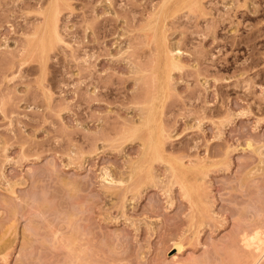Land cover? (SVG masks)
Masks as SVG:
<instances>
[{
	"label": "rangeland",
	"instance_id": "1",
	"mask_svg": "<svg viewBox=\"0 0 264 264\" xmlns=\"http://www.w3.org/2000/svg\"><path fill=\"white\" fill-rule=\"evenodd\" d=\"M49 2L0 0V264H254L264 0H60L41 58Z\"/></svg>",
	"mask_w": 264,
	"mask_h": 264
},
{
	"label": "bare ground",
	"instance_id": "2",
	"mask_svg": "<svg viewBox=\"0 0 264 264\" xmlns=\"http://www.w3.org/2000/svg\"><path fill=\"white\" fill-rule=\"evenodd\" d=\"M50 2H49V4H48V6L47 7H45V8H43V10L42 11H40L43 15H44V20H42V22L41 23H39V24H37L36 25V27L34 28V30H33V32L28 36V43H27V47L29 48V52H31L32 54H37V55H39L41 58H43V57H45V55L47 54V52H48V50L49 49H51V48H53V45H54V38H58V37H60L59 36V33H58V19L60 18L61 19V16L58 18V15H59V13H60V11H61V9H60V7H61V2H60V0H49ZM63 1V0H62ZM149 1V0H148ZM173 1V0H172ZM184 2V1H183ZM201 2V1H200ZM65 3V2H64ZM162 3V2H161ZM160 3V4H161ZM168 3V2H167ZM182 3V2H181ZM99 4V3H98ZM165 4V3H164ZM200 4V3H199ZM199 4H198V6H199ZM203 5V4H202ZM67 6V5H66ZM201 6V5H200ZM70 7V6H69ZM168 7V6H167ZM180 8H181V6H180ZM197 9V8H196ZM202 9V8H201ZM165 10V9H164ZM177 10H179V9H177ZM185 10V9H184ZM206 10V9H205ZM173 11V10H172ZM152 13H153V11H152ZM156 13V12H155ZM171 13V12H170ZM165 14V13H164ZM175 14H177L176 12H175ZM163 16V15H162ZM156 17V16H155ZM161 17V16H160ZM167 17V16H166ZM163 18H164V16H163ZM150 19V18H149ZM162 20V19H161ZM161 22V21H160ZM163 23V22H162ZM168 23V22H167ZM60 25V24H59ZM159 25V24H158ZM169 25V24H168ZM155 25H153L152 27H154ZM163 26H164V24H163ZM90 27V26H89ZM149 28H151V27H149ZM61 30V29H60ZM166 30V29H165ZM163 33V32H162ZM159 34V33H158ZM165 36H166V34H164ZM167 37H168V35H167ZM161 38V37H160ZM166 38V37H165ZM169 38V37H168ZM154 39V38H153ZM152 39V40H153ZM57 40V39H56ZM155 41V40H154ZM56 42V41H55ZM168 42V41H167ZM151 43H153V42H151ZM158 43V42H157ZM162 43H163V41H162ZM169 43V42H168ZM147 44V43H146ZM151 46V45H150ZM152 47V46H151ZM158 47V46H157ZM162 47V46H161ZM171 47H172V45H171ZM153 48V47H152ZM170 48V47H169ZM27 49V48H26ZM28 50V49H27ZM152 50H154V49H152ZM179 50V49H178ZM177 50V51H178ZM155 51V50H154ZM161 51V50H160ZM181 51V50H180ZM168 52V51H167ZM179 52V51H178ZM177 53V52H176ZM50 54V53H49ZM181 54V53H180ZM24 55V54H23ZM158 57V56H157ZM156 57V58H157ZM176 57V56H175ZM178 57V56H177ZM160 58V57H159ZM159 58H158V60H159ZM165 58V57H164ZM38 59V58H37ZM48 60L50 59V58H47ZM153 59H155V58H153ZM182 59V58H181ZM180 59V60H181ZM23 60V59H22ZM46 60V59H45ZM39 61V60H38ZM162 61V60H161ZM169 61H171V59H169ZM23 62H24V60H23ZM179 62V61H178ZM41 63H42V60H41ZM45 63V62H44ZM43 63V64H44ZM47 63H49V62H47ZM154 63H156V61L154 62ZM165 63H166V61H165ZM40 64V63H39ZM43 64H42V66L41 67H43ZM152 64V63H151ZM159 64V63H158ZM33 65V64H32ZM45 65V64H44ZM46 65H48V64H46ZM169 65V64H168ZM40 66V65H39ZM159 66V65H158ZM151 67V66H150ZM156 67V66H155ZM154 67V68H155ZM165 67V66H164ZM171 67V66H170ZM45 68H48V67H45ZM153 68V69H154ZM157 69H159V68H157ZM172 69V68H171ZM139 70H141V69H139ZM154 70H156V69H154ZM177 70V69H176ZM180 70V69H179ZM41 71H42V68H41ZM46 71V70H45ZM181 71V70H180ZM143 72H144V70H143ZM168 72V71H167ZM159 73V72H158ZM142 74V73H141ZM154 74V73H153ZM163 74V73H162ZM166 74V73H165ZM171 74V73H170ZM169 75V74H168ZM153 76H155V75H153ZM161 77V76H160ZM153 78V77H152ZM169 78V77H168ZM170 79H171V75H170ZM172 79H174V78H172ZM156 80V79H155ZM165 80V79H164ZM163 80V81H164ZM152 81H154L153 79H152ZM151 82V81H150ZM157 83V82H156ZM167 83V82H166ZM165 83V84H166ZM169 83H170V81H169ZM172 83V82H171ZM152 84H153V82H152ZM150 85V84H149ZM160 85V84H159ZM173 85V84H172ZM151 86V85H150ZM154 87V86H153ZM171 87V86H170ZM174 87V86H173ZM158 88V87H157ZM167 88V87H166ZM150 89V88H149ZM148 89V90H149ZM155 89H156V87H155ZM160 89H162V88H158V90H160ZM171 89H173V88H171ZM170 89V90H171ZM151 90H152V88H151ZM158 90H156V92L158 91ZM167 90H168V88H167ZM169 90V91H170ZM161 91V90H160ZM149 92V91H148ZM151 92H153V91H151ZM167 92V91H166ZM172 92V91H171ZM170 93V92H169ZM155 94V93H154ZM157 94V93H156ZM160 94H162V93H160ZM146 95V94H145ZM158 95V94H157ZM164 95V94H163ZM147 96V95H146ZM154 96V95H153ZM168 96H170V95H168ZM154 98H158V96H156L155 95V97H153V99ZM162 99V98H161ZM168 99H169V97H168ZM156 100V99H155ZM166 100V99H165ZM145 101V100H144ZM147 101V100H146ZM149 101V100H148ZM147 101V102H148ZM152 101V100H151ZM160 101V100H159ZM165 102V101H164ZM140 103H142V102H140ZM157 103V102H156ZM161 103V102H160ZM163 103V102H162ZM155 104V103H154ZM163 105V104H162ZM162 105H161V107H162ZM155 106V105H154ZM158 106V105H157ZM164 106V105H163ZM165 106H166V104H165ZM146 109V108H145ZM147 110V109H146ZM154 110V109H153ZM156 110V109H155ZM163 110V109H162ZM143 111H144V109H143ZM160 111H161V109H160ZM159 110H158V112H160ZM165 111H166V108H165ZM141 112V111H140ZM162 112H164V111H162ZM147 113V112H146ZM148 116L146 117V124H151L152 122H153V113H152V111L150 110V111H148ZM146 115V114H145ZM160 115V114H159ZM155 117H157V116H155ZM138 118H139V116H138ZM162 118H164V115H163V117ZM161 118V119H162ZM139 120V119H138ZM155 121V120H154ZM132 122H134V120H132ZM139 122V121H138ZM156 122V121H155ZM161 122H163V121H161ZM139 124V123H138ZM160 124V123H159ZM136 125V124H135ZM153 125H154V123H153ZM156 125V124H155ZM137 126V125H136ZM139 126H141V125H139ZM157 126H158V124H157ZM162 126V125H161ZM153 127V126H152ZM164 127V126H163ZM154 128V127H153ZM156 128V127H155ZM162 128V127H161ZM167 129H169V128H167ZM163 131H165V129L163 130ZM121 132V131H120ZM124 132V131H123ZM141 132V129H140V127H136L135 129H132V131H131V134L132 135H134V136H139V133ZM154 132V131H153ZM166 132V131H165ZM170 132V131H169ZM156 133V132H155ZM154 133V134H155ZM159 133H161V135L160 136H162V129H161V131H160V129H159ZM166 133H168V132H166ZM119 134V133H118ZM171 134V133H170ZM120 135H123L122 133L120 134ZM155 135H157V139H158V134H155ZM165 135V134H164ZM168 135V134H167ZM147 136V135H146ZM166 136V135H165ZM163 137V136H162ZM172 137V136H171ZM154 136H153V133H152V135L149 137V140H148V144H147V146L149 147V149H150V151H152V153H153V156H155V157H161V154H160V148L162 147V144H161V141H159V140H157ZM167 139V138H166ZM165 139V140H166ZM171 139V138H170ZM132 140H133V138H132ZM138 140V139H137ZM168 141H169V139H167ZM142 141V140H141ZM127 143V142H126ZM145 143V142H144ZM166 143H168V142H166ZM138 144V143H137ZM113 145V144H112ZM124 145V144H123ZM122 145V146H123ZM168 145V144H167ZM144 146V145H143ZM166 146V145H165ZM124 147V146H123ZM142 147V146H141ZM147 147V148H148ZM143 149V148H142ZM167 149V148H166ZM168 151V150H167ZM139 152V151H138ZM145 152V151H144ZM143 152V153H144ZM167 153V152H166ZM171 153V152H170ZM169 154V153H168ZM168 156V155H167ZM165 157V156H164ZM169 157H171V154H170V156H168V158ZM182 156H180V158H181ZM172 158H174V157H172ZM178 158V157H177ZM166 159H167V157H166ZM176 159V158H175ZM206 159V158H205ZM160 160V159H159ZM163 159H161V161H162ZM168 160V159H167ZM170 161H171V158L169 159ZM195 160V159H194ZM129 161H130V159H129ZM166 161V160H165ZM175 161H179V160H175ZM192 161V160H191ZM166 163V162H165ZM178 163V162H177ZM183 163V162H182ZM181 163V164H182ZM133 164V163H132ZM180 164V163H179ZM184 164V163H183ZM182 164V165H183ZM193 165V164H192ZM131 166V165H130ZM135 166V165H134ZM173 166H176L175 164L173 165ZM149 167V166H148ZM178 167V166H177ZM182 167V166H181ZM181 167H179V168H181ZM188 167V166H187ZM193 167V166H192ZM208 167V166H207ZM129 168V167H128ZM133 168V167H132ZM174 169H176L175 167H173ZM184 168V167H183ZM196 168H198V167H196ZM170 169H171V167H170ZM173 169V170H174ZM182 169V168H181ZM188 169V168H187ZM133 170V169H132ZM177 171H180V170H177ZM188 172V171H187ZM128 173V172H127ZM179 174H180V172H178ZM184 172H181V174H183ZM123 174H125V173H123ZM154 174V173H153ZM109 176H110V174H108ZM130 175H132V173L130 174ZM129 175V176H130ZM147 175V174H146ZM177 175V174H176ZM138 176H139V174H138ZM197 177V176H196ZM200 177V176H199ZM203 177V176H202ZM109 178V177H108ZM114 178V177H113ZM120 178H122V176L120 177ZM154 178V177H153ZM156 178V177H155ZM171 178V177H170ZM185 178V177H184ZM183 178V179H184ZM189 178H192V177H189ZM109 179H111V178H109ZM175 179V178H174ZM202 179V178H201ZM130 180V179H129ZM191 180V179H190ZM125 181V180H124ZM148 181V180H147ZM152 181V180H151ZM150 181V182H151ZM187 181V180H186ZM200 182V181H199ZM114 183V182H113ZM148 183V182H147ZM146 183V184H147ZM170 183V182H169ZM173 183V182H172ZM188 183V182H187ZM206 183V182H205ZM125 184V183H124ZM118 185H120V184H118ZM129 185V184H128ZM145 185V184H144ZM173 185V184H172ZM183 185V184H182ZM197 185V184H196ZM198 185H199V183H198ZM197 185V186H198ZM143 186V185H142ZM171 186V185H170ZM192 186H194L193 184H192ZM200 187V186H199ZM207 187V186H206ZM184 188V187H183ZM190 188V187H189ZM188 188V189H189ZM194 188V187H193ZM124 189H125V187H124ZM185 189H187L186 187H185ZM184 189V190H185ZM195 189V188H194ZM199 189H201V188H199ZM132 190V189H131ZM11 191H12V189H11ZM14 191V190H13ZM128 191H129V189H128ZM190 191V190H189ZM196 191V190H195ZM200 191V190H199ZM192 193H193V191H192ZM194 194V193H193ZM195 195V194H194ZM199 195V194H198ZM205 195V194H204ZM190 196V195H189ZM203 196V195H202ZM196 198V197H195ZM198 198V197H197ZM190 199V198H189ZM202 199H204V198H202ZM197 200H200L199 198L197 199ZM189 201V200H188ZM201 201V200H200ZM197 202V201H196ZM199 202V201H198ZM205 202V201H204ZM201 203V202H200ZM48 205V204H47ZM201 205V204H200ZM205 205H207V204H205ZM199 207V206H198ZM201 207V206H200ZM203 207H204V205H203ZM195 208V207H194ZM198 209V208H197ZM196 209V210H197ZM207 210V209H206ZM202 211V210H201ZM264 220V219H263ZM75 225V224H74ZM259 226V225H258ZM77 227V226H76ZM261 227V226H260ZM259 227V228H260ZM10 229V228H9ZM8 229V230H9ZM72 230H74V229H72ZM249 230H250V228H249ZM248 230V231H249ZM4 232H5V230H4ZM13 232V231H12ZM11 232V233H12ZM16 232V231H15ZM15 234V233H14ZM73 234V233H72ZM75 234V233H74ZM77 234V233H76ZM262 234H264V233H262L261 231H259L258 229H257V231L254 233V234H249V235H243V242H244V245L246 246V247H253V245H254V247H255V251H257V252H259L258 253V258H257V260L255 261V263L254 264H259V261H260V259L264 256V236L262 235ZM1 235H3V233L1 234ZM0 235V236H1ZM5 235V234H4ZM71 236V235H70ZM8 238L9 237H11V235H9V236H7ZM72 238V237H71ZM80 238V237H79ZM7 239V238H6ZM13 239H15L14 237H13ZM66 239H67V237H66ZM73 239V238H72ZM75 239V238H74ZM5 241V240H4ZM6 241H8V239L6 240ZM80 241V240H79ZM13 242V241H12ZM65 242V241H64ZM72 242H73V240H72ZM88 242V241H87ZM4 243V242H3ZM69 243V242H68ZM89 243V242H88ZM4 244H6V243H4ZM9 244V243H8ZM10 244H11V241H10ZM70 244V243H69ZM68 244V245H69ZM6 245H4V247H5ZM74 246V245H73ZM90 245H88L87 246V244H86V247H89ZM175 246H176V248L178 249V250H180L181 248H182V244L180 243V242H177L176 244H175ZM0 247H2V246H0ZM6 248H8V247H6ZM5 248V249H6ZM3 249V248H2ZM73 249V248H72ZM71 249V250H72ZM71 250H69V251H71ZM68 251V250H67ZM79 251V250H78ZM92 251V250H91ZM8 253V252H7ZM71 254H72V252H70ZM77 253V252H76ZM10 254V253H9ZM79 254V253H78ZM1 255V254H0ZM87 256H90L89 254L87 255ZM9 257V256H8ZM85 257V256H84ZM78 258V257H77ZM83 260V259H82ZM192 260V259H191ZM72 261H73V259H72ZM201 261V260H200ZM7 262V261H6ZM79 264H80V262H79ZM82 264V263H81ZM84 264V263H83ZM249 264H251V263H249Z\"/></svg>",
	"mask_w": 264,
	"mask_h": 264
}]
</instances>
